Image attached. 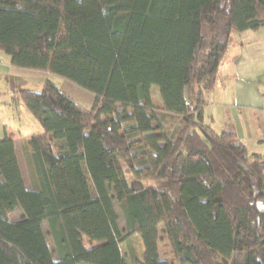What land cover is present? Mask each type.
Instances as JSON below:
<instances>
[{
    "label": "trees",
    "instance_id": "obj_1",
    "mask_svg": "<svg viewBox=\"0 0 264 264\" xmlns=\"http://www.w3.org/2000/svg\"><path fill=\"white\" fill-rule=\"evenodd\" d=\"M263 26L264 0H0L11 66L95 96L21 91L42 132L23 139L31 189L0 140V264H127L134 236L136 264H174L165 238L177 264H264V157L204 114L232 33Z\"/></svg>",
    "mask_w": 264,
    "mask_h": 264
},
{
    "label": "crops",
    "instance_id": "obj_2",
    "mask_svg": "<svg viewBox=\"0 0 264 264\" xmlns=\"http://www.w3.org/2000/svg\"><path fill=\"white\" fill-rule=\"evenodd\" d=\"M227 56L219 67L214 91L207 95L205 119L218 133L235 132L251 153L264 157V26L258 31L233 32L224 58ZM18 129L6 134L13 137L16 151L14 135L18 133L20 141L24 139ZM17 156L28 187L18 151ZM26 168L31 176L28 159Z\"/></svg>",
    "mask_w": 264,
    "mask_h": 264
},
{
    "label": "rangeland",
    "instance_id": "obj_3",
    "mask_svg": "<svg viewBox=\"0 0 264 264\" xmlns=\"http://www.w3.org/2000/svg\"><path fill=\"white\" fill-rule=\"evenodd\" d=\"M227 60L228 56L224 58V62ZM48 80L56 84L65 94L84 108L91 109L93 107L95 96L91 92L56 75H50L36 70L13 68L10 64V58L3 54V56L0 57V140L4 139L7 133L19 132V127L23 133L22 139L29 135L42 132L39 122L29 112L24 102L21 100L20 93L23 90L41 92L45 82ZM216 96L217 98L219 97L218 94H216ZM151 97L154 106L160 111L159 114L163 115V113H161L163 101L158 86H153L151 88ZM14 136L17 140V151L22 168L25 172L27 185L29 188H32L31 177L28 175L26 168L27 154L23 146L24 142L20 141L18 133ZM153 184L154 183L151 182L147 185ZM116 208L120 218V227L123 233L126 234L125 219L118 203H116ZM22 215L23 212L18 209L11 215V218L13 221H18L21 219ZM44 229L48 235L49 229L47 222L44 223ZM159 229L161 231L160 236L164 238V225H161ZM48 240L54 251L53 241L49 235ZM86 244L89 245L88 242H86ZM143 249L144 245L139 236L127 238L126 241L121 244V251L127 264H136L137 258L141 256ZM159 253L162 259L177 264L168 239L165 238L159 242Z\"/></svg>",
    "mask_w": 264,
    "mask_h": 264
}]
</instances>
